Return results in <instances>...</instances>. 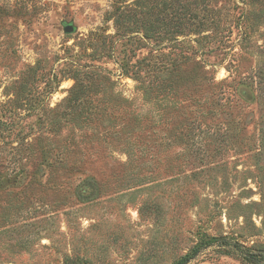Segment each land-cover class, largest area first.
I'll return each instance as SVG.
<instances>
[{
  "label": "rangeland",
  "instance_id": "1",
  "mask_svg": "<svg viewBox=\"0 0 264 264\" xmlns=\"http://www.w3.org/2000/svg\"><path fill=\"white\" fill-rule=\"evenodd\" d=\"M263 124L264 0H0V264H264Z\"/></svg>",
  "mask_w": 264,
  "mask_h": 264
},
{
  "label": "trees",
  "instance_id": "2",
  "mask_svg": "<svg viewBox=\"0 0 264 264\" xmlns=\"http://www.w3.org/2000/svg\"><path fill=\"white\" fill-rule=\"evenodd\" d=\"M260 144H261V155H264V124L261 128L260 133ZM200 243L197 247H195L191 252L184 256L183 261L181 264L187 263L191 260H193L199 253L201 248H206L209 245L204 243ZM220 246H222V250H225V252L237 254L239 257H241L244 260L247 261H256L264 257L261 253H255L249 249L244 248L243 246L233 243V241H230L228 239H222Z\"/></svg>",
  "mask_w": 264,
  "mask_h": 264
},
{
  "label": "water",
  "instance_id": "3",
  "mask_svg": "<svg viewBox=\"0 0 264 264\" xmlns=\"http://www.w3.org/2000/svg\"><path fill=\"white\" fill-rule=\"evenodd\" d=\"M65 31H66L67 33H71V32L73 31V27H72V26H67V27L65 28Z\"/></svg>",
  "mask_w": 264,
  "mask_h": 264
}]
</instances>
